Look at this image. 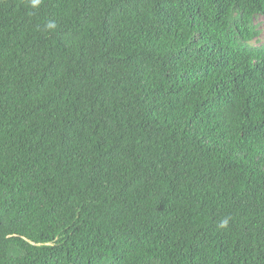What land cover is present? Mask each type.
I'll return each instance as SVG.
<instances>
[{"label": "trees", "instance_id": "obj_1", "mask_svg": "<svg viewBox=\"0 0 264 264\" xmlns=\"http://www.w3.org/2000/svg\"><path fill=\"white\" fill-rule=\"evenodd\" d=\"M260 17L0 0V264H264Z\"/></svg>", "mask_w": 264, "mask_h": 264}, {"label": "rangeland", "instance_id": "obj_2", "mask_svg": "<svg viewBox=\"0 0 264 264\" xmlns=\"http://www.w3.org/2000/svg\"><path fill=\"white\" fill-rule=\"evenodd\" d=\"M256 24L258 25L257 27L261 30V37L259 38L258 41H254L252 43L253 46H264V18L260 17L256 19Z\"/></svg>", "mask_w": 264, "mask_h": 264}, {"label": "clouds", "instance_id": "obj_3", "mask_svg": "<svg viewBox=\"0 0 264 264\" xmlns=\"http://www.w3.org/2000/svg\"><path fill=\"white\" fill-rule=\"evenodd\" d=\"M49 27H54V25H52V24H49ZM227 222L225 221V224H226Z\"/></svg>", "mask_w": 264, "mask_h": 264}]
</instances>
